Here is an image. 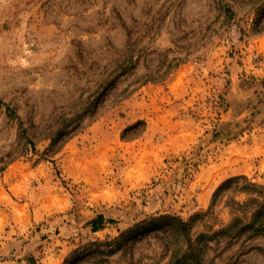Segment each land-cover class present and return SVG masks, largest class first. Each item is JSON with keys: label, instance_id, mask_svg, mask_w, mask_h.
Returning <instances> with one entry per match:
<instances>
[{"label": "rangeland", "instance_id": "1", "mask_svg": "<svg viewBox=\"0 0 264 264\" xmlns=\"http://www.w3.org/2000/svg\"><path fill=\"white\" fill-rule=\"evenodd\" d=\"M263 192L264 0H0V264H264Z\"/></svg>", "mask_w": 264, "mask_h": 264}, {"label": "trees", "instance_id": "2", "mask_svg": "<svg viewBox=\"0 0 264 264\" xmlns=\"http://www.w3.org/2000/svg\"><path fill=\"white\" fill-rule=\"evenodd\" d=\"M127 52L125 51V53L123 54H126ZM119 68L120 70H122V72H120V74H127L129 73L130 71L134 70L135 68V65L133 63V61L129 60V59H125L124 61H122L120 64H119ZM117 80L116 78H114L113 80L110 81V85H112L114 83V81ZM151 80L150 79H146L144 82L142 83H148L150 82ZM132 92V91H131ZM131 92H128V94L130 95ZM96 94V99H95V106L91 107L88 111V115L91 119H95L99 113V107L100 106H97V103H99L100 99H101V96L103 95L99 90H97V92L95 93ZM127 94V95H128ZM75 120L74 119H71L69 121V126L67 128V130H58L57 132H48V133H45L43 131H41L40 133L39 132H30L29 130L27 129H24L21 127V135L23 136L25 142L31 146V148L29 149V147H27L25 149V151L21 152L22 155L23 154H26L28 153L30 150L32 149H35V146H36V143L37 142H40V141H44V140H47V141H50V146H49V149L47 152L49 153H52V154H55L59 147L57 148V146H59V144L61 143H65L64 142V139L65 138H70L72 137L76 130L78 129L76 126H75ZM35 130H37V128H35ZM45 131V130H44ZM20 153V155H21ZM255 186L251 185V191H255L254 189ZM224 187H220L218 192H221L223 190ZM264 197V192H263V195ZM264 207V205L260 206V211L255 213L254 216H260V212H261V209ZM102 218H98L97 220H95L93 222V224H96L98 223L99 221L101 222ZM172 222L170 223H164V224H161V225H158V224H154L151 228H148V230H150L151 232H162V233H165V234H168V236H171V235H175V234H185V235H188L190 233V225L181 221L180 219L178 218H174L173 220H171ZM255 223L257 222V220L255 219L254 221ZM251 224V227L254 226V224ZM232 228V225L228 228V230H231ZM256 232H258V230H256ZM209 238V237H208ZM208 241H206V243H204L205 245L204 246H201L200 249L197 251H195V248L194 246L192 245V252L193 254L197 257L198 256V252L199 253H205L206 250H208L209 248V244H208ZM193 264L194 263H199L198 262H192Z\"/></svg>", "mask_w": 264, "mask_h": 264}]
</instances>
